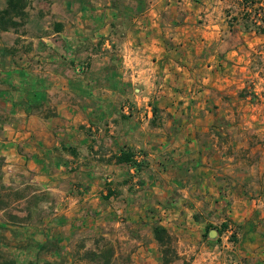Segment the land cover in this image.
I'll return each instance as SVG.
<instances>
[{"label":"rangeland","instance_id":"obj_1","mask_svg":"<svg viewBox=\"0 0 264 264\" xmlns=\"http://www.w3.org/2000/svg\"><path fill=\"white\" fill-rule=\"evenodd\" d=\"M23 3L26 15L10 17L7 25L14 43L0 49V59L11 55L18 66L33 74L36 63L43 65L47 72L43 85L67 82L76 90L88 91L83 94L91 95L103 105L92 110L80 105L79 112L62 111L70 121L67 133L71 137L66 139L68 146L61 144V149L52 150L60 155L53 153L57 166H47L54 176L48 181L39 163L41 157L31 155L34 142L27 138L12 141L18 117L11 114L9 100L15 93L0 80V90L5 92L0 94V264H164L163 258L169 264H202L207 255L205 245L212 251H224L227 260L234 256L237 263L246 264L243 255L234 252L264 251V79L259 92L253 90L250 94L247 88L232 95L233 107L226 111L233 120L232 126L225 130L220 147L225 152V165L233 167L225 166L226 171L214 174L220 186L216 202L212 197L217 196L218 190L211 174L203 171L183 174L187 180L181 177V183L188 185V197L187 201L180 200L176 197L183 193L170 188L173 174L165 170L163 161L157 162L163 165L150 167L145 160L137 174L123 172L110 181L84 177L102 186L96 190L99 198L112 203L111 208L105 205L101 210L99 218L105 223L94 225L87 219L84 224L80 221L72 224L74 217L66 214L57 218L62 213V206L58 205L61 191L52 190L47 184L59 180L57 185L63 191L70 184L73 187L75 180L71 177L78 169V164L73 165L78 151L70 144L72 138L82 132L98 143L102 137L97 134H111L110 119H129L133 114L130 97L136 93V85L122 83L120 57L132 46L127 45L128 40L141 44L144 39L137 36L140 27H136L134 20L136 6L140 11L146 9L151 0H23ZM228 5L237 12L243 25L252 26L254 14L249 17L238 0H228ZM58 23L61 27H57ZM1 26L2 23L0 31ZM261 68L264 75V64ZM49 71H58L59 78L55 79ZM41 113L52 116L56 110L47 107ZM19 129L25 131L22 126ZM100 151L98 157L88 147L85 156L90 165L112 163L108 150ZM175 217L181 221H175ZM155 224L164 226L170 236L163 248L154 239ZM245 230H250V235L242 238ZM209 231L214 233L211 238ZM212 257L215 262L221 258L217 254Z\"/></svg>","mask_w":264,"mask_h":264},{"label":"crops","instance_id":"obj_2","mask_svg":"<svg viewBox=\"0 0 264 264\" xmlns=\"http://www.w3.org/2000/svg\"><path fill=\"white\" fill-rule=\"evenodd\" d=\"M6 4L7 0H2L0 9ZM239 4L241 0H238ZM136 8L134 20L136 27H140L137 36L144 39H140L141 44L138 40H128L127 45L132 46L120 57L122 83L136 85L137 90L130 97L133 102L131 118L110 119L111 134H97L102 137L98 143L82 132L72 138L70 144L78 151L73 164H78V169L71 177L75 180L73 187L70 188V184L63 191L57 185L59 180L47 184L52 190L61 191L58 205L62 206V213L57 218H62L63 214L72 215V224L78 221L84 224L87 219L94 225L105 223L99 218L101 210L105 205L112 206L99 198L96 190L102 186L87 181L85 176L110 181L123 172H134L133 167L125 165L122 169L123 164L114 161L90 165L85 156L88 147L93 148L98 157L100 149L112 154L128 147L135 152L137 160H147L150 167L163 165L157 163L162 160L165 170L173 174L169 180L170 188L182 191L183 195L176 198L186 200L188 185L181 183L183 174L203 171L214 178L215 173L226 171L225 166L233 167L228 163L225 165V152L220 147L225 130L232 126L233 120L226 112L233 107L232 95L247 88L250 94L253 90L259 92L264 86L260 85L264 79L260 72L264 64V32L245 29L237 12L229 8L228 0H151L148 8L141 11L138 6ZM232 15L236 20L230 21ZM0 35V49L14 43L9 29L0 31ZM42 66L36 63L33 74L28 68L18 66L13 56L6 55L0 59V80L9 84L15 93L9 100L11 114L18 117L12 129V141L17 143L21 138H27L34 142L31 155L41 157L39 163L45 172L43 175L50 181L54 176L47 166L56 167L53 153L60 155L52 150L61 149V144L68 146L66 139L71 137L67 133L70 121L62 111L79 112L80 105L92 110L103 104L91 95L83 94L88 91L76 90L67 82L50 87L43 85L47 72ZM49 74L55 79L60 76L58 71H49ZM4 93L0 90V94ZM47 107H54L56 113L42 116L41 110ZM20 126L25 131L20 130ZM101 142L104 144L100 145ZM65 157L72 158V155L65 154ZM161 170L164 171L163 167ZM184 178L186 182L187 177ZM215 179L218 190L219 182L217 177ZM217 193L212 197L214 202L219 199V190ZM174 220L179 222L181 218ZM249 235L250 230H245L241 237ZM213 236L214 233L209 231L208 238ZM203 249L207 255L202 264H240L234 256L227 260L222 250L212 251L208 245ZM234 253L243 255L246 264L256 261L264 264V251L255 254L251 250H237ZM215 254L221 256L216 262L212 257Z\"/></svg>","mask_w":264,"mask_h":264},{"label":"trees","instance_id":"obj_3","mask_svg":"<svg viewBox=\"0 0 264 264\" xmlns=\"http://www.w3.org/2000/svg\"><path fill=\"white\" fill-rule=\"evenodd\" d=\"M241 4L243 6V10L245 13L250 17L252 14H254L255 21H251L252 26L248 24H244L243 26L245 29H253L255 32H264V4L262 0H241ZM263 14V16L259 17V15ZM23 16L26 15L25 12V4L23 3V0H7V4L5 8L0 9V25L2 23L1 29L2 30H8L9 27L7 25L8 21L10 20L11 16ZM9 17L5 19V17ZM236 19V16H231L230 21ZM57 27H61V24H56ZM254 27V28H252ZM109 161H114L116 164H123L130 167H133L134 174L138 173L143 168V160H137L135 158V152L128 147H122L119 152L112 153ZM223 227H225V224H223ZM221 230H218L220 232ZM152 233L154 236V239L157 241L158 245L163 248L165 246V243L169 241L170 236L167 232V229L160 225L155 224L152 227ZM163 253V249H162ZM164 254V253H163ZM165 257V256H164ZM164 264H169L167 259L163 258Z\"/></svg>","mask_w":264,"mask_h":264}]
</instances>
